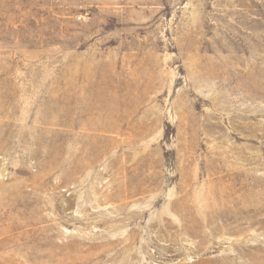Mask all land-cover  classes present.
<instances>
[{
	"label": "rangeland",
	"instance_id": "rangeland-1",
	"mask_svg": "<svg viewBox=\"0 0 264 264\" xmlns=\"http://www.w3.org/2000/svg\"><path fill=\"white\" fill-rule=\"evenodd\" d=\"M0 264H264V0H0Z\"/></svg>",
	"mask_w": 264,
	"mask_h": 264
}]
</instances>
